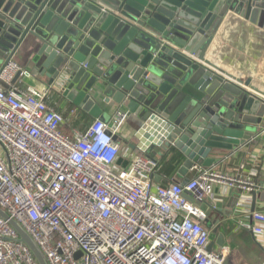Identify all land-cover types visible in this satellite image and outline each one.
I'll use <instances>...</instances> for the list:
<instances>
[{"label": "built area", "instance_id": "1", "mask_svg": "<svg viewBox=\"0 0 264 264\" xmlns=\"http://www.w3.org/2000/svg\"><path fill=\"white\" fill-rule=\"evenodd\" d=\"M12 56L0 64V207L48 264H225L222 252L208 249L199 205L215 184L248 194L251 179L193 164L190 179L162 185L154 180L159 162L147 155L115 169L114 136L126 114L66 135L62 114L45 101L47 87L14 84L20 68ZM247 216L243 225L264 253V211ZM17 238L0 216V264H37Z\"/></svg>", "mask_w": 264, "mask_h": 264}, {"label": "water", "instance_id": "2", "mask_svg": "<svg viewBox=\"0 0 264 264\" xmlns=\"http://www.w3.org/2000/svg\"><path fill=\"white\" fill-rule=\"evenodd\" d=\"M227 10L264 20V0H0V58L31 41L37 72L48 85L60 80L73 104L99 118L97 97L112 98L136 115L145 149L179 150L184 170L209 166L212 151L242 143L264 114L261 97L177 49L208 65L203 54ZM0 216L48 264L21 224L1 207Z\"/></svg>", "mask_w": 264, "mask_h": 264}, {"label": "crops", "instance_id": "3", "mask_svg": "<svg viewBox=\"0 0 264 264\" xmlns=\"http://www.w3.org/2000/svg\"><path fill=\"white\" fill-rule=\"evenodd\" d=\"M30 42L23 40L13 53L12 58L20 68L14 84L21 88L28 85L47 87V105L62 114L64 122L61 129L66 135L73 137L75 131L84 130L95 117L73 104L60 92V80L48 85V79L41 76L33 64L35 51ZM202 45L198 44L197 49L200 50ZM177 49L200 65L209 67L218 74H224V77L239 86L247 87L246 90L264 101V20L260 16L253 15L249 18L227 10L214 29L212 39L203 54V60L208 65L198 61L196 57L189 56L183 49ZM3 62L4 58H0V64ZM1 84L7 87L6 83ZM104 98V95L97 97L102 106L99 119L108 121L118 110L126 114L117 133L120 153L114 163L115 169L127 166L138 155H147L159 162L155 175L157 178L154 179L159 184L181 183L193 176L194 171L190 168L184 170V156L179 150L173 147L162 149L158 146L145 149L137 137L139 124L135 120L136 115L129 113L124 105L114 102L112 98H108V102H104ZM71 109L75 111L74 114H70ZM260 129L264 130V114L256 131L244 137L242 143L231 149L212 151L208 156L214 159L209 166H213L218 172L247 177L254 183V189L248 194H242L235 187L215 184L212 195L206 197L199 205L205 214V220L211 225V250L222 252L225 264L264 262L263 249L258 243L260 238L243 225L250 220L247 216L250 211H264V131L260 132ZM217 226L216 232L212 233V228ZM219 237L224 240L222 246L217 242Z\"/></svg>", "mask_w": 264, "mask_h": 264}]
</instances>
